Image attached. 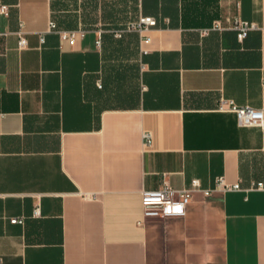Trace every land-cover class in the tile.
Here are the masks:
<instances>
[{
    "label": "crops",
    "instance_id": "1",
    "mask_svg": "<svg viewBox=\"0 0 264 264\" xmlns=\"http://www.w3.org/2000/svg\"><path fill=\"white\" fill-rule=\"evenodd\" d=\"M223 98L264 111V0H0V264H264V124Z\"/></svg>",
    "mask_w": 264,
    "mask_h": 264
},
{
    "label": "built area",
    "instance_id": "2",
    "mask_svg": "<svg viewBox=\"0 0 264 264\" xmlns=\"http://www.w3.org/2000/svg\"><path fill=\"white\" fill-rule=\"evenodd\" d=\"M156 25V20L153 17H141L139 21L130 23L127 30H139L144 31L152 26ZM215 27H219L216 23ZM258 25L253 22L237 18L234 22V29L237 31L238 38L243 40L249 31L258 29ZM49 29H57V25L54 20L49 23ZM124 30L116 32L117 36H121ZM62 38L74 43L77 36H83L84 31H60ZM43 39V38H42ZM100 43V41H98ZM27 44L26 38L20 31L19 46L23 47ZM218 110L231 111L237 116L238 122L242 126H263L264 124V111L260 108H255L251 105L239 106L232 99H221ZM144 144L151 143L152 135L150 132H145L143 135ZM197 181H193L191 187L183 189H175L168 183L158 189H144L142 191V207H143V219L151 220H163L167 217H182L186 215L188 204L192 201L193 192L198 187ZM218 186L224 187L230 190L243 189L240 183L233 185H224L223 179H219ZM263 189L264 182L252 183L248 189ZM37 210V209H36ZM35 210V212H36ZM14 223H23L22 218H12Z\"/></svg>",
    "mask_w": 264,
    "mask_h": 264
}]
</instances>
